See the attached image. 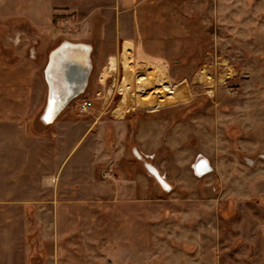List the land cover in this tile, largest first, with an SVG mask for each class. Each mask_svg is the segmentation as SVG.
<instances>
[{
	"label": "rangeland",
	"instance_id": "1",
	"mask_svg": "<svg viewBox=\"0 0 264 264\" xmlns=\"http://www.w3.org/2000/svg\"><path fill=\"white\" fill-rule=\"evenodd\" d=\"M64 3L0 0V264H264V0ZM62 41L92 69L45 125Z\"/></svg>",
	"mask_w": 264,
	"mask_h": 264
},
{
	"label": "water",
	"instance_id": "2",
	"mask_svg": "<svg viewBox=\"0 0 264 264\" xmlns=\"http://www.w3.org/2000/svg\"><path fill=\"white\" fill-rule=\"evenodd\" d=\"M91 52L90 44L71 41H62L50 51L43 69V79L47 88L40 116L43 124H51L72 99L83 93L92 69ZM136 157L142 159V156ZM200 163L203 164L202 173L206 172L208 165L202 160ZM144 166L161 186L164 187L165 184L170 187L165 181L164 184L161 183L163 179L158 178L150 163L144 162Z\"/></svg>",
	"mask_w": 264,
	"mask_h": 264
},
{
	"label": "crops",
	"instance_id": "3",
	"mask_svg": "<svg viewBox=\"0 0 264 264\" xmlns=\"http://www.w3.org/2000/svg\"><path fill=\"white\" fill-rule=\"evenodd\" d=\"M60 1H62V2H67L68 3V5L67 4H63V5H55L54 7L55 8H61V9H67V8H76L77 6H75L74 4H75V2H79V3H83V4H85L84 6H86V7H88V6H90L89 5V2H94V1H99V0H60ZM103 1V0H102ZM73 3V4H72ZM88 4V5H87ZM137 5L138 4H133V5H131V7L128 9V11H130L131 9L132 10H134L135 9V7H137ZM78 8V7H77ZM95 8H99V6H97V7H95ZM131 10V11H132ZM127 11V12H128ZM133 12H135L136 13V11H133ZM132 15H133V17L130 19V21L128 22V20H125V22L122 20V18H118V21H117V25L119 26V28H118V30H120L121 31V37H120V39L118 40L120 43H118V46L120 45V47H121V49L123 50V48H124V45L126 44V43H128L129 44V50L131 49L132 51H131V53H133V55L135 56V52H136V50H135V46H136V39H135V37H133L132 36V34L130 33V31H128V27L125 29V28H123V25L125 26V25H127V26H129V24L130 25H133V24H137V18H136V14L134 15V13H132ZM91 45V48H92V51H93V45L92 44H90ZM142 58V57H141ZM122 59H123V62L124 63H126V58H124V57H122ZM108 77H110V76H108ZM101 77L99 78V83L101 82ZM125 81V80H124ZM123 81V82H124ZM121 90V89H120ZM121 93H122V91H120ZM123 95V94H122ZM61 115V114H60ZM59 115V116H60ZM58 116V117H59ZM58 117H57V119H58ZM56 119V120H57ZM56 120L52 123V125L56 122ZM57 123V122H56ZM64 124H67V125H70L68 122H65V123H63L62 125H64Z\"/></svg>",
	"mask_w": 264,
	"mask_h": 264
},
{
	"label": "bare ground",
	"instance_id": "4",
	"mask_svg": "<svg viewBox=\"0 0 264 264\" xmlns=\"http://www.w3.org/2000/svg\"><path fill=\"white\" fill-rule=\"evenodd\" d=\"M125 61H127V60H125ZM46 90H47V89H46ZM131 94H132V93H131L130 91H128V93H125V94L123 95V98H122L121 101H120V106H119L120 109H122V110L125 111V110H127V109L133 107V103H134V102L132 101V99H131V97H130V96H132ZM61 113H62V112H61ZM61 113H60V114H61ZM60 114H59V115H60ZM59 115H58V116H59ZM47 116H48V115L46 114L45 117H47ZM58 116H57V117H58ZM57 117L55 118V120L57 119ZM55 120H54V121H55ZM54 121H53V122H54ZM53 122H52V123H53ZM52 123H51V124H52ZM49 125H50V124H49ZM135 154L138 155V156H141V155H140L138 152H136V151H135ZM202 165H203V164H202ZM202 165H201V163H199V164L196 165L195 169H196L197 173L199 172V173L202 174V171H203V170H202V167H203ZM154 170L157 172L158 178H161L160 175H159V173H158V171H157V169L154 168ZM154 170H153V172H154ZM154 173H155V172H154ZM161 179H162V178H161ZM161 183L164 184V183H165L164 180H162ZM164 187L168 188V186H165V184H164Z\"/></svg>",
	"mask_w": 264,
	"mask_h": 264
},
{
	"label": "built area",
	"instance_id": "5",
	"mask_svg": "<svg viewBox=\"0 0 264 264\" xmlns=\"http://www.w3.org/2000/svg\"><path fill=\"white\" fill-rule=\"evenodd\" d=\"M91 108L90 101H83L79 106V112L86 113Z\"/></svg>",
	"mask_w": 264,
	"mask_h": 264
}]
</instances>
